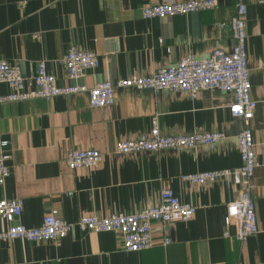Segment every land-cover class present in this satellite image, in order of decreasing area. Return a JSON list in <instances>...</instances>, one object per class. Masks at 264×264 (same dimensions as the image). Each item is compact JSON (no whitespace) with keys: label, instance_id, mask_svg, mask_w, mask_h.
<instances>
[{"label":"crops","instance_id":"obj_1","mask_svg":"<svg viewBox=\"0 0 264 264\" xmlns=\"http://www.w3.org/2000/svg\"><path fill=\"white\" fill-rule=\"evenodd\" d=\"M171 1L178 0H0V59L19 63L26 76L46 61L65 84L60 59L77 45L100 56L99 66L81 79L93 86L149 75L189 53L206 58L215 49L233 48L229 23L240 0H219L216 8L185 15L142 17L145 5ZM246 2L251 92L258 101L251 125L261 165L252 197L260 232L240 241L237 223L226 227L227 205L242 190L232 176L201 185L181 178L241 164L237 138L243 122L230 112L233 93L216 89L193 97L184 91L120 88L107 107H92L88 93L38 97L0 103V135L9 141L11 155L0 199L24 200L16 223L38 226L53 207L71 222L92 213H133L157 205L166 186L197 211L188 221H155L153 245L140 251L123 249L115 231L74 228L55 241L0 237V264H264V4ZM10 91L0 83V94ZM154 115L165 134L221 131L226 137L215 145L116 153L120 139L149 132ZM77 148H97L104 160L94 168L71 169L66 157ZM6 227L0 217V232Z\"/></svg>","mask_w":264,"mask_h":264},{"label":"built area","instance_id":"obj_2","mask_svg":"<svg viewBox=\"0 0 264 264\" xmlns=\"http://www.w3.org/2000/svg\"><path fill=\"white\" fill-rule=\"evenodd\" d=\"M264 4V0H255ZM219 0H178L145 5L142 17L145 19L163 18L172 15H185L192 12L216 8ZM248 4L240 0L236 4V13L229 27L235 39L230 51L215 49L206 58H198L189 53L177 64L161 67L149 75H137L120 79L116 82L102 80L93 86L81 81L86 71L100 64V56L91 50H84L72 45L60 59L66 69L68 82L60 84L56 74L47 69L46 61H40L38 72L26 76L19 63L0 59V83H7L11 91L0 94V103L51 98L57 95L88 93L92 107L111 106L116 101L120 88H136L154 91H184L197 97L208 90H220L233 93L234 99L229 104L233 117L241 118L243 126L238 133V147L241 164L234 169L207 170L182 175V180L191 184H206L232 176L242 186L240 196L227 205L226 227L237 223L236 238L244 241L260 232L256 204L252 197L255 186L254 175L261 165L257 157V142L251 121L255 116L258 101L252 96L251 69L247 51ZM226 23H224V26ZM226 137L221 131H196L192 133L165 134L161 131L158 116L152 118L151 130L136 138L120 139L116 142L118 154L160 151L175 148H194L215 145ZM9 141L0 135V186H4L11 174L8 160L11 155L6 147ZM104 160V153L97 148L71 149L66 163L71 169L94 168ZM24 210L22 198H1L0 217L5 219L7 227L0 232V237L7 240L26 239L30 241L59 240L70 234L74 228L93 232L115 231L120 234L122 247L127 251H140L153 245V224L155 221L177 222L194 218L196 205L183 202L174 190L166 186L160 196V202L152 207L133 213H112L99 215L92 213L81 216L71 222L61 216L60 209L51 208L43 217L40 225L28 227L16 223ZM229 236L228 229L224 231ZM170 239H166L168 243Z\"/></svg>","mask_w":264,"mask_h":264}]
</instances>
